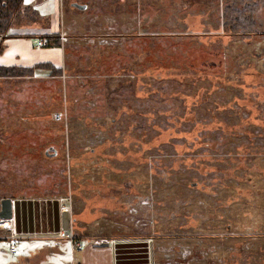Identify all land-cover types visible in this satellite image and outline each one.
<instances>
[{"label":"rangeland","instance_id":"1","mask_svg":"<svg viewBox=\"0 0 264 264\" xmlns=\"http://www.w3.org/2000/svg\"><path fill=\"white\" fill-rule=\"evenodd\" d=\"M34 6L42 12L37 26L60 27L64 75L3 87L0 196L17 201L12 221L37 235L0 239V264H34L40 254L42 264L80 261L68 244L57 261L48 252L60 198L75 216V234L86 230L111 240L131 232L153 236L157 250L214 253L196 259L209 264H264V8L258 33L229 36L222 0H41ZM122 82L132 88L120 91ZM150 89L161 97L151 98ZM180 100L192 121L166 120L171 131L162 141L185 136L200 152L211 137L212 148L204 154L213 163L204 165L209 185L188 192L181 181L170 182L165 164L172 160L175 175L185 178L183 158L173 160L149 141L159 115L184 110ZM227 112L230 119L222 116ZM217 130L229 135L223 140ZM50 147L56 157L46 156Z\"/></svg>","mask_w":264,"mask_h":264},{"label":"trees","instance_id":"2","mask_svg":"<svg viewBox=\"0 0 264 264\" xmlns=\"http://www.w3.org/2000/svg\"><path fill=\"white\" fill-rule=\"evenodd\" d=\"M224 7H223V13H222V29H223V35H229V36H235V35H254L258 33L260 29V24L257 21V14L259 13V10L264 8V0H222ZM41 13L35 8L33 5H29L25 3V0H0V37L6 38L8 36L10 37H20V38H39L46 40L47 43L52 44L54 46H57L58 48L63 47V39L61 37L60 30L56 33H31L32 29H35L36 22H38L41 19ZM127 41V43H131L130 38H123L122 41ZM97 43H93L91 48L93 46H96ZM98 49V47H95ZM3 50L2 45H0V52ZM103 50L100 53V57L103 54ZM131 55V54H130ZM81 58H86L88 60L89 55H81ZM132 57V56H131ZM99 58V57H98ZM90 62V65H92V58L88 60ZM97 62V61H96ZM38 71H48L49 77L51 79H57L59 81L64 75L63 67H57L51 63H39L31 67H23V66H2L0 65V115L3 111V102H1V97L5 95V91L3 87H5L7 84H10V81L16 80L19 81L24 78H33L36 76ZM144 74V73H143ZM140 76V75H139ZM134 84V81H131ZM143 83V82H142ZM125 82L120 83V91L122 90H129L130 87L124 85ZM151 98H159L161 96H154V93H152V90H149L148 94ZM180 105L182 106V112L173 113L172 115H159L158 120L155 121V123H159V127H161L159 130L154 128L156 125L152 122V129H153V135L152 138L149 139V141L154 142L157 144L158 148H161L159 151H165V153L169 154L168 156L171 157L173 160L176 159V157L180 156L183 159H180L183 162L182 169H186L189 175H187L185 178H182L181 175L176 176L177 170L172 169L171 161L167 160L165 161V164H169V174H170V182H180L185 189L186 192L188 190H192L197 188V186L202 185L203 183H208L209 185V179L211 174V165H213L212 161H210L207 157L204 156L206 152L212 151L211 145H210V138H208V141H206L204 144L200 147V152L196 151L193 148L192 145H189L185 143V136L182 137H173L170 138L167 141H162V137L167 133L168 131H171V128H165L163 123L167 120V123H169V120L176 121L180 123L182 122V125L187 124L188 122L192 121L190 120V112H188L189 109L185 110L187 107L183 100H180ZM196 107V104H194ZM228 109H225L224 112H226ZM118 113V112H117ZM172 113V112H171ZM205 114V113H204ZM228 112L222 114L223 118L230 119L228 117ZM196 115V113H195ZM199 115H202L199 113ZM216 115H220L219 113ZM198 116V114H197ZM221 116V115H220ZM6 117V115H4ZM240 119L242 118L239 115ZM163 119V122L161 120ZM111 125L116 124L118 121L117 119H112ZM243 120V119H241ZM244 122V121H243ZM242 122V123H243ZM142 125V124H141ZM242 125V124H241ZM143 126V125H142ZM184 129V128H183ZM192 130V129H191ZM113 131V130H112ZM181 135L185 133V130L177 132V135ZM211 131H205L204 134L209 135L211 134ZM218 134V137H222L223 140H225V136H228L229 134L224 131L222 136L220 135V130L216 132ZM114 134V132H113ZM159 137V138H158ZM184 138V139H183ZM112 139H115L113 137ZM158 141V143H156ZM122 143V141H120ZM168 143V144H165ZM164 145V146H163ZM182 147L186 148V151L182 149ZM190 148V149H188ZM48 158L50 156L46 155ZM187 158H191L192 161L188 162ZM197 158H199L200 163H198ZM204 165H210L209 167H205ZM155 169L160 170V167H155ZM157 176V175H155ZM162 176V175H161ZM197 190V189H196ZM3 198L0 196V210H1V200ZM75 217V216H73ZM75 222V219H73ZM3 222V220L0 219V223ZM79 239L78 237L75 238Z\"/></svg>","mask_w":264,"mask_h":264},{"label":"crops","instance_id":"3","mask_svg":"<svg viewBox=\"0 0 264 264\" xmlns=\"http://www.w3.org/2000/svg\"><path fill=\"white\" fill-rule=\"evenodd\" d=\"M41 0H25L26 4L33 5ZM47 8V4H43V7ZM39 11V9L37 8ZM42 13L41 11H39ZM60 30L57 22L48 26V23L44 26L36 25L35 29H32L31 33H56ZM43 40L39 38H20V37H0V45L3 50L0 52V65L4 66H23L31 67L39 63H51L57 67H62V48L57 46L52 47V44L45 41L44 46H38V41ZM59 54V55H58ZM61 54V55H60ZM48 71H38L35 77H48ZM12 200L13 213L14 207L17 204L16 200ZM30 202V200L28 201ZM56 211L57 218H55L52 224L53 231L49 232L47 238L51 242L48 245V252L50 257L58 260V255L61 253V247L63 244H68L72 255H75L73 250L72 241L69 239L59 237L61 231H63L62 222V210H61V198L57 201ZM10 224V228H6L7 224ZM74 220L71 215V228L74 225ZM0 224V239H7L8 241L15 242L17 240H23L35 236V229L30 227L27 230L21 226L18 221H3ZM72 232L75 242L82 244L83 248L79 251L80 261L77 264H209L203 261L196 260L197 258H213L214 253H205L203 250H190V249H155V244L151 238L148 239L146 235H138L137 233H123L120 236H116L111 240L103 239L105 236L88 235L86 230ZM53 242V243H52ZM52 244H54L52 246ZM67 245V246H68ZM40 254V253H39ZM210 254L214 255L211 256ZM37 253L34 255L36 256ZM40 256V259H39ZM35 260L34 264L41 263V254ZM72 264V258H71Z\"/></svg>","mask_w":264,"mask_h":264},{"label":"water","instance_id":"4","mask_svg":"<svg viewBox=\"0 0 264 264\" xmlns=\"http://www.w3.org/2000/svg\"><path fill=\"white\" fill-rule=\"evenodd\" d=\"M75 7L80 10H85L86 6L75 4ZM52 152V153H51ZM46 154L50 157H56L58 152L54 147H50L46 150ZM13 203L11 199L1 200V210H0V219L3 221H8L13 218ZM62 222L63 229L70 230L71 228V212L69 210H64L62 212Z\"/></svg>","mask_w":264,"mask_h":264},{"label":"built area","instance_id":"5","mask_svg":"<svg viewBox=\"0 0 264 264\" xmlns=\"http://www.w3.org/2000/svg\"><path fill=\"white\" fill-rule=\"evenodd\" d=\"M37 44H38V46H44L46 43H45V41L40 40V41H38ZM56 118L59 119V120H61L62 119L61 114L60 115H57ZM61 210L64 211V210H68V209L66 208V206L62 205L61 206ZM4 224H7V222H5ZM1 225H3V224H0V226ZM6 228H10V224H7ZM59 237L71 240L72 241V244H73V250L74 251H80V250H82V248H83L82 246L83 245L80 244V243L75 242L74 235H73V233L70 230H63V231H61L60 234H59ZM10 252L13 253V254L16 253V248H15L14 245H11ZM72 264H76L74 259L72 260Z\"/></svg>","mask_w":264,"mask_h":264}]
</instances>
